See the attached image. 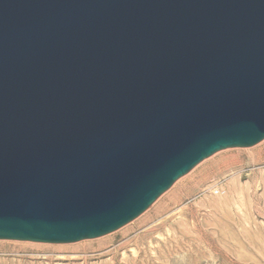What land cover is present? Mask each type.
<instances>
[{
    "label": "water",
    "instance_id": "95a60500",
    "mask_svg": "<svg viewBox=\"0 0 264 264\" xmlns=\"http://www.w3.org/2000/svg\"><path fill=\"white\" fill-rule=\"evenodd\" d=\"M264 140V0H0V240L72 243Z\"/></svg>",
    "mask_w": 264,
    "mask_h": 264
},
{
    "label": "rangeland",
    "instance_id": "374dc122",
    "mask_svg": "<svg viewBox=\"0 0 264 264\" xmlns=\"http://www.w3.org/2000/svg\"><path fill=\"white\" fill-rule=\"evenodd\" d=\"M262 147L217 152L110 234L61 244L0 240V264H264V162L250 164ZM234 154L246 163L241 192L217 166Z\"/></svg>",
    "mask_w": 264,
    "mask_h": 264
},
{
    "label": "bare ground",
    "instance_id": "6f19581e",
    "mask_svg": "<svg viewBox=\"0 0 264 264\" xmlns=\"http://www.w3.org/2000/svg\"><path fill=\"white\" fill-rule=\"evenodd\" d=\"M263 154H264V147H262L261 149L259 148V150H257L255 153H254V157L252 158L251 160V163L250 164H257L258 162H264V157H263ZM245 162L241 159V155L240 154H234V155H230V156H225V157H222L221 161L219 162V164L217 165L218 168H219V171L220 173H224V174H228V175H231L232 176V180H231V187L233 190L235 191H242L243 188L245 189V187H242V180L244 178V174H243V169H244V166H245ZM251 166V165H250ZM217 168V169H218ZM216 171V170H215ZM218 171V172H219ZM217 172V171H216ZM215 172V173H216ZM219 173V174H220ZM223 175V174H222ZM210 176V175H209ZM221 176V175H220ZM224 176V175H223ZM227 176V175H226ZM211 177V176H210ZM215 177V175H214ZM217 177V175H216ZM212 186V185H211ZM205 188V187H204ZM218 191V190H217ZM227 191V190H225ZM232 191V190H231ZM222 192V191H221ZM233 192V191H232ZM229 193V191H228ZM239 193V192H238ZM222 194V193H221ZM230 194V193H229ZM240 194V193H239ZM246 194V193H245ZM232 196V194H230ZM234 195V194H233ZM220 196V195H219ZM230 196V197H231ZM234 197V196H233ZM227 198V197H226ZM231 199V198H230ZM234 199V198H232ZM217 200V199H216ZM221 200V199H220ZM224 200V199H223ZM227 200V199H226ZM214 201V200H213ZM225 201V200H224ZM207 202V201H206ZM205 202V203H206ZM210 202V201H209ZM229 202V201H227ZM230 202H235V200H231ZM229 202V203H230ZM225 203V202H224ZM212 204H214V202H212ZM211 205V202L209 204V206ZM207 206V205H206ZM208 206V207H209ZM214 206L213 208H215L216 205H212ZM218 206V204H217ZM207 207V208H208ZM219 207V206H218ZM225 207V206H224ZM227 207V206H226ZM225 207V208H226ZM210 208V207H209ZM212 208V207H211ZM212 210V209H211ZM217 211H219V208L217 209ZM214 211V210H212ZM215 212V211H214ZM165 213V212H163ZM162 213V214H163ZM164 215V214H163ZM195 222V221H194ZM197 225V224H196ZM195 225V226H196ZM198 226V225H197ZM198 229V228H197ZM166 239V238H165ZM178 244V243H177ZM180 245V244H179ZM100 246V245H99ZM103 246V245H102ZM139 253V252H138ZM157 253V252H156ZM160 254V253H159ZM137 255V254H136ZM139 257V256H138ZM136 258V257H135ZM113 259V258H112ZM115 259V258H114ZM124 262L126 260H123ZM127 263V262H126ZM125 263V264H126ZM87 264V263H86Z\"/></svg>",
    "mask_w": 264,
    "mask_h": 264
}]
</instances>
